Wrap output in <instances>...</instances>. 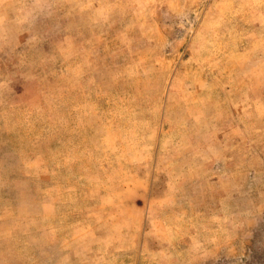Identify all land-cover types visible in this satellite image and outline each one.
<instances>
[{
    "label": "rangeland",
    "instance_id": "374dc122",
    "mask_svg": "<svg viewBox=\"0 0 264 264\" xmlns=\"http://www.w3.org/2000/svg\"><path fill=\"white\" fill-rule=\"evenodd\" d=\"M0 264H264V0H0Z\"/></svg>",
    "mask_w": 264,
    "mask_h": 264
}]
</instances>
